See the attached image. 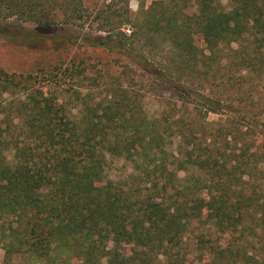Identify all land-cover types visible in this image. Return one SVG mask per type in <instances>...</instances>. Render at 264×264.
Wrapping results in <instances>:
<instances>
[{
	"label": "trees",
	"instance_id": "1",
	"mask_svg": "<svg viewBox=\"0 0 264 264\" xmlns=\"http://www.w3.org/2000/svg\"><path fill=\"white\" fill-rule=\"evenodd\" d=\"M131 1L0 0L60 54L0 67L2 264H263L264 0Z\"/></svg>",
	"mask_w": 264,
	"mask_h": 264
},
{
	"label": "rangeland",
	"instance_id": "2",
	"mask_svg": "<svg viewBox=\"0 0 264 264\" xmlns=\"http://www.w3.org/2000/svg\"><path fill=\"white\" fill-rule=\"evenodd\" d=\"M156 0H144L145 8L149 7L150 4ZM130 9L133 14L138 11V2L132 0L130 2ZM58 30L57 27H44L40 25H34L30 23H22L17 20H0V67L9 73H21L28 74L34 72L38 68H46L51 62L55 61L60 54L49 52V47L52 43L46 44L49 38L55 35ZM63 31V29H62ZM64 32L67 34H77V30L64 28ZM35 36L37 42H29L26 36ZM47 41V42H46ZM83 49H81L82 51ZM87 50V49H86ZM72 51V50H70ZM91 50L85 51V55L91 57V61L96 62L100 58H105L103 54L98 52L91 54ZM73 52H71L72 54ZM65 56L67 54L62 53ZM89 60V62H91ZM91 62V63H94ZM250 107L253 108L254 114L260 113L261 109L264 108V75L262 81L258 78L254 79L253 84V99L250 103ZM147 108L150 112H154L157 108L156 102L153 98L147 99ZM258 132V129H257ZM260 133L255 137V144L260 141ZM131 171L130 166L123 161V159H113L107 167L108 176L116 180L120 177L125 176ZM259 172H254L252 180V187L257 189L263 183L264 180H260ZM264 189V186H262ZM253 248L248 251V255H258V258L264 264V242L260 243L257 237H252ZM3 250L0 249V264L3 262ZM12 264H29L22 257H15Z\"/></svg>",
	"mask_w": 264,
	"mask_h": 264
}]
</instances>
